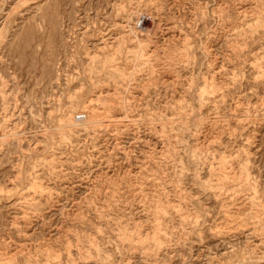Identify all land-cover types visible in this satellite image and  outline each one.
Returning <instances> with one entry per match:
<instances>
[{
	"label": "rangeland",
	"instance_id": "rangeland-1",
	"mask_svg": "<svg viewBox=\"0 0 264 264\" xmlns=\"http://www.w3.org/2000/svg\"><path fill=\"white\" fill-rule=\"evenodd\" d=\"M0 264H264V0H0Z\"/></svg>",
	"mask_w": 264,
	"mask_h": 264
}]
</instances>
